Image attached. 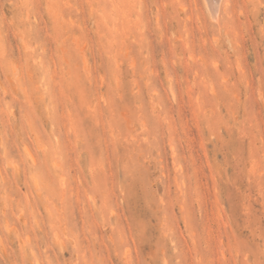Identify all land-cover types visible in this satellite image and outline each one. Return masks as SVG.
Returning a JSON list of instances; mask_svg holds the SVG:
<instances>
[{
    "label": "rangeland",
    "instance_id": "1",
    "mask_svg": "<svg viewBox=\"0 0 264 264\" xmlns=\"http://www.w3.org/2000/svg\"><path fill=\"white\" fill-rule=\"evenodd\" d=\"M221 2L0 0V264H264V0Z\"/></svg>",
    "mask_w": 264,
    "mask_h": 264
},
{
    "label": "bare ground",
    "instance_id": "2",
    "mask_svg": "<svg viewBox=\"0 0 264 264\" xmlns=\"http://www.w3.org/2000/svg\"><path fill=\"white\" fill-rule=\"evenodd\" d=\"M223 0H205L206 6L208 7V10L211 14V16L216 17L218 9L220 8V3L222 4ZM209 16V17H211ZM212 19V18H211ZM213 20H217V19H213Z\"/></svg>",
    "mask_w": 264,
    "mask_h": 264
}]
</instances>
